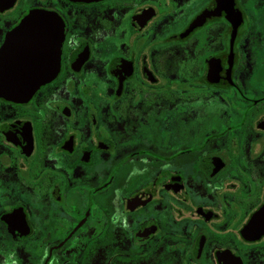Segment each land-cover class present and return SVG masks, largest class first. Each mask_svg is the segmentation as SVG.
Listing matches in <instances>:
<instances>
[{
    "label": "flooded vegetation",
    "instance_id": "obj_1",
    "mask_svg": "<svg viewBox=\"0 0 264 264\" xmlns=\"http://www.w3.org/2000/svg\"><path fill=\"white\" fill-rule=\"evenodd\" d=\"M56 18L55 75L0 86V264H264V0H0Z\"/></svg>",
    "mask_w": 264,
    "mask_h": 264
},
{
    "label": "water",
    "instance_id": "obj_2",
    "mask_svg": "<svg viewBox=\"0 0 264 264\" xmlns=\"http://www.w3.org/2000/svg\"><path fill=\"white\" fill-rule=\"evenodd\" d=\"M56 18L31 13L8 34L0 48V86L10 98L28 96L51 79L59 64Z\"/></svg>",
    "mask_w": 264,
    "mask_h": 264
}]
</instances>
